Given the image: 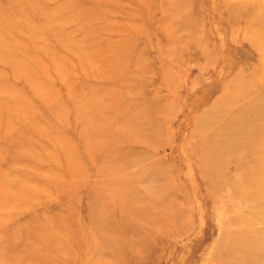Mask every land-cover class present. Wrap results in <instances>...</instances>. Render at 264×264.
Instances as JSON below:
<instances>
[{
    "label": "rangeland",
    "instance_id": "rangeland-1",
    "mask_svg": "<svg viewBox=\"0 0 264 264\" xmlns=\"http://www.w3.org/2000/svg\"><path fill=\"white\" fill-rule=\"evenodd\" d=\"M253 12L264 0H0V189L31 202L0 204V241L52 239L34 241L46 260L20 259L16 234L11 264H239L225 251L240 231L264 257L258 205L220 185L245 147L203 165L249 118L228 86L264 82Z\"/></svg>",
    "mask_w": 264,
    "mask_h": 264
},
{
    "label": "bare ground",
    "instance_id": "bare-ground-1",
    "mask_svg": "<svg viewBox=\"0 0 264 264\" xmlns=\"http://www.w3.org/2000/svg\"><path fill=\"white\" fill-rule=\"evenodd\" d=\"M24 1L28 2L29 0H24ZM245 7L246 5L245 6L240 5L237 9H239V11H241L242 9H243L242 11L244 10L248 11V9ZM246 14L247 13H245V15ZM232 18L239 20V18H236V17H232ZM253 21L257 24L258 22H261L259 28H261V33L264 36V16L262 15V13L253 12L250 16L248 15V18L244 20V23L245 25L248 26V25H251ZM262 43H263V48H264V41H262ZM258 82H261V81L259 80ZM261 83L264 85V82H261ZM229 86L233 88H230ZM229 86H228V94H227V96L229 97V101L227 103L228 104L238 103L240 101H243L245 97L246 99L245 105L241 106L240 109H242V111H247L249 114V118L245 122H242V124L239 126L240 129H238V133L234 137L233 135H231L228 139H225L224 145H221L220 147V153L216 152L215 150V152L211 151L207 156L204 157L203 165L209 171H214L213 169H215L216 171L221 167L220 165L221 159L218 158L217 154L221 155V158H222V156L225 153H227L226 147L229 146L230 144H232V146L235 144L240 149L245 147L244 157H246V159L242 157V155L237 154V153L233 155L232 157V160L236 162V165L238 166L240 172H237L235 177L231 181H226L224 184H220V185H221V188L227 187L228 191L231 192L234 196H237L240 199L245 200L248 203L253 204L255 202L258 205V210L260 211L258 212V216L261 219L262 218L264 219V116L251 114L250 109L251 107H255L256 104H252V100H251L252 98L249 97L250 91L256 94L258 93L261 97L262 96L264 97V89L262 86L261 87L257 86L256 88H254V84H251L250 82H247V81L244 83L237 81V82L230 84ZM260 96L258 98H260ZM257 104L260 105V108L264 109V101L261 102L259 99L257 101ZM257 120L260 121V125H257L256 123ZM92 131H93L92 133L96 134L98 129L92 128ZM235 137L237 139L233 140ZM86 149H87V152L89 153V156H91L92 154L96 155L98 153V150L95 151L92 148V145L88 143H87ZM67 164H69L72 172L73 170L75 171L74 164H72L69 160L67 161ZM217 165H220V166L216 167ZM108 166H110L109 171H111L112 168H116V165H108ZM115 170L116 169H114V171ZM102 174H103V170L101 171L100 176H102ZM117 182L119 183V181H115L112 183V186L108 189L109 194L116 187ZM208 185H211L215 189L220 188V187H217L218 184L217 183L215 184L213 181H210V184ZM95 186H96V183H95ZM12 187H13V191H8L10 193L8 194V197L6 199H3L4 197L0 196V201H2L0 204L2 206L7 205L8 207L13 208V209L15 208L16 210L30 208L31 202H29L28 197L25 194L22 196V193L24 191L22 190L23 187L21 185H18L12 182L5 183L1 187L0 191H6L5 188L8 189ZM95 191L96 193L100 195L101 191L98 190V187L95 188ZM250 215L252 217L255 216L253 213H250ZM0 222H2L1 219H0ZM22 229L24 228L18 227L14 229L11 232L12 237H8V239L3 243L0 241L1 243L0 244V247H1L0 258H3V263L0 262V264H11L12 263V260H9L6 254L10 250L17 249V246L20 245L18 244L16 246L17 244V242H15L16 234L21 235L22 237L21 243H24L26 247H22L21 249L19 246L20 248L19 252L18 254L17 253L15 254V257L20 258V259L25 258L24 256H20V253H22V255L27 256L26 258L32 259L34 257H37L38 259H41V261L46 260L48 258V255L45 254L46 251L43 253L42 248L40 246L35 245L34 241L40 240V243H44L46 246L47 245L51 246L52 239L50 238V236L42 234L36 230L34 231L32 235H23ZM236 236H237V239L234 238L233 240H231V245L233 246L235 245V247L237 246L236 251L230 250L231 249L230 247L227 251H225L226 254L228 256L235 255L236 261L239 264H264V257H262L261 253H259L258 255H253V253L251 252L252 251L251 249L252 244L250 243L251 239H249V237L246 234L243 235V231L237 232ZM40 251L43 254H40Z\"/></svg>",
    "mask_w": 264,
    "mask_h": 264
}]
</instances>
